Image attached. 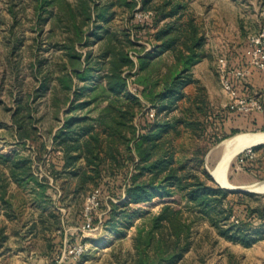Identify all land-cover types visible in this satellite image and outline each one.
Returning <instances> with one entry per match:
<instances>
[{
	"label": "trees",
	"instance_id": "obj_1",
	"mask_svg": "<svg viewBox=\"0 0 264 264\" xmlns=\"http://www.w3.org/2000/svg\"><path fill=\"white\" fill-rule=\"evenodd\" d=\"M120 2L124 10L117 13L101 9L95 0H77L76 6L43 1L46 7H58L54 28L64 35L54 68L43 76V88L52 92V107H69V116L53 138L58 150L49 152L51 173L63 181L64 198L99 191L94 225L104 213L106 229L117 237L142 221L136 225L131 264L183 261L194 248V229L201 223L218 238L244 247L264 240V207L245 202L264 195L221 187L204 168V155L179 148L178 141L201 139L205 131L202 120L191 118V107L202 113L208 106L206 90L193 76L205 56L203 23L184 0ZM139 4L153 13L151 19L133 20ZM43 5L40 20L42 14L52 16ZM116 17L121 23H114ZM140 42L148 43L151 51L145 53ZM42 65L39 62L40 73ZM132 86L140 97L131 93ZM190 87L194 95L187 93ZM144 104L156 108L162 118L147 120L138 133L134 121ZM175 111L182 116L171 117ZM257 115L228 109L221 120H256ZM14 125L17 143L0 144V212L13 221L30 198L39 211L31 233L38 227L41 234L52 233L59 217L47 214L48 186L34 174L32 158L22 153L26 140L37 139L31 109L19 105ZM45 146L40 145L42 152ZM121 173L125 180L120 185L116 178ZM14 185L17 194L11 193ZM106 193L120 197L106 206ZM6 238L1 235L0 245ZM58 241L62 245V238Z\"/></svg>",
	"mask_w": 264,
	"mask_h": 264
},
{
	"label": "rangeland",
	"instance_id": "obj_2",
	"mask_svg": "<svg viewBox=\"0 0 264 264\" xmlns=\"http://www.w3.org/2000/svg\"><path fill=\"white\" fill-rule=\"evenodd\" d=\"M43 1L0 0V144L10 146L17 143L14 114L19 105L25 110L31 109L37 139L26 140L22 153L32 158L34 174L47 184L48 194L51 196L50 203L47 205V214L54 212L59 217V223L56 231L52 233H39L42 227H38L36 233H31L32 222L37 220L39 211L32 205L30 198L24 208L21 206L22 209H17L16 214L19 218L13 221L0 212V237L2 234L7 236L6 241L0 245V264H48L53 257L55 245L59 244L58 248L61 245L58 239L64 240L65 235L74 242H85L89 245L85 255L75 264H131L135 252L133 241L136 225L142 221L137 220L134 227L117 237L106 229L103 223V213L99 216L100 222L96 224L95 232L80 233L83 210L90 193L70 195L64 198L63 181L56 179L51 173L49 165L53 155L49 152L57 149L53 138L69 116L67 115L69 107L63 106L59 111L54 109L51 89L43 88V76L49 68H54L57 57L61 54L57 50V44L64 37L60 29L54 28L53 30L52 24L43 22L44 14L40 20ZM184 1L192 10L191 0ZM243 3L242 19L239 17L236 20V6L233 1L226 0L224 5L220 0L221 6L227 10V32L230 38L240 42L234 44L236 47H243L249 37L256 33L253 23L255 0H243ZM140 8L143 9L142 5ZM192 12L194 13L193 10ZM194 15L201 21L197 14L194 13ZM204 35L206 36L205 33ZM140 44L146 47L145 53L151 51L148 43L140 42ZM234 45L230 44V47ZM227 48L226 45H218L212 39L210 42H205V56L194 67L193 76L199 85L205 88L208 106L202 113L198 112L196 107H191L194 115L191 118L202 120L205 131L201 139L196 137L186 140L184 138L185 140L178 141L181 150L191 155H204V168L211 176L222 159V143L225 140L239 134L264 133L262 114H258L256 120H221V116L231 104L222 87L218 64L219 59L225 57ZM39 62L43 64L41 73L38 72ZM50 84L54 87L53 81ZM130 91L140 97L133 86L130 87ZM194 92L193 87L187 89L190 95H194ZM144 105L134 121L138 133H141L148 125L147 120L155 119L158 115L162 118L156 108L149 104ZM25 113L26 111L23 114ZM152 113L154 116H151ZM76 114L78 113H72L70 116ZM170 116L177 118L182 116V113L175 111ZM216 140H219V143L215 145L213 142ZM40 145H46L45 151H41ZM247 149L235 155L230 163L227 179L231 187L246 189L264 182V144L253 147L252 160L246 164H239L238 159L244 156ZM123 180H125V175L121 173L117 176L116 182L121 185ZM16 188L15 185L12 186V194L18 193ZM118 194L124 195L125 189L119 191ZM257 194L264 195L263 192ZM104 195L106 206L109 205L110 199L116 200L120 197L108 193ZM27 196H29L28 193ZM245 202L251 204L253 208L264 207V198L246 199ZM15 204L18 206L19 202L16 201ZM50 219L53 222L54 217ZM193 240L194 249L182 264H202V261L205 264H215L226 246L213 230L202 223L195 227Z\"/></svg>",
	"mask_w": 264,
	"mask_h": 264
},
{
	"label": "crops",
	"instance_id": "obj_3",
	"mask_svg": "<svg viewBox=\"0 0 264 264\" xmlns=\"http://www.w3.org/2000/svg\"><path fill=\"white\" fill-rule=\"evenodd\" d=\"M62 1L63 4L68 2L72 6L77 5V0ZM232 1L236 6L235 19L237 18L236 20H238L239 17L242 19L241 17L244 14L243 0ZM263 1L264 0H255L254 3L253 18L255 20L253 23L256 33L259 32L262 25L261 9ZM222 2L225 5L226 0H222ZM95 3L101 7V9L107 7L109 12L115 11L120 13L124 10L120 0H95ZM190 3L192 5V10L201 18L203 23L206 34L205 42H210L212 39L218 45H226L228 48L225 50V57L228 59L230 66L236 70H244L247 72V75L243 80L236 82L239 89L247 94L264 92V73L255 70L246 58L245 50L247 43H245L243 47H236L234 45L235 43L240 42H236L233 38H230L229 33L227 32V10L221 6L220 0H191ZM45 5L46 3L43 6ZM44 9H48V12H52V16L45 13L43 20L49 25L52 24L51 26L54 28L55 16L59 11L58 7L56 5H48L47 7L45 6ZM114 23L119 24L121 22L117 18ZM230 44L234 46L230 47ZM228 120L232 119L228 118ZM221 241L224 242L226 246L215 264H264V240L258 241L250 247L234 244L224 239ZM193 249L186 254L185 258ZM184 260L177 264H182ZM202 264H205V262L202 261Z\"/></svg>",
	"mask_w": 264,
	"mask_h": 264
},
{
	"label": "built area",
	"instance_id": "obj_4",
	"mask_svg": "<svg viewBox=\"0 0 264 264\" xmlns=\"http://www.w3.org/2000/svg\"><path fill=\"white\" fill-rule=\"evenodd\" d=\"M140 6L139 4V7L136 8L133 20L135 22H143L151 19L153 13L143 10ZM261 19V29L248 39L245 56L255 70L264 73V1L261 9ZM218 64L224 93L231 101L228 109L242 115L262 114L264 116V92L247 94L242 92L236 83L243 80L247 72L232 68L226 57L220 58ZM151 116H154V113ZM252 149H247L244 156L238 159L239 164H245L253 159ZM99 208L100 192L93 191L87 196L85 202L83 222L79 228L80 233L88 234L97 230L96 225H94L93 214ZM88 247L87 243L74 242L65 235L60 250L49 264H75L85 255Z\"/></svg>",
	"mask_w": 264,
	"mask_h": 264
},
{
	"label": "bare ground",
	"instance_id": "obj_5",
	"mask_svg": "<svg viewBox=\"0 0 264 264\" xmlns=\"http://www.w3.org/2000/svg\"><path fill=\"white\" fill-rule=\"evenodd\" d=\"M264 143V133L258 134H239L225 140L223 145L222 159L212 172L216 180L226 187H231L227 179V171L234 156L245 149H250ZM256 192L264 193V183L253 187Z\"/></svg>",
	"mask_w": 264,
	"mask_h": 264
},
{
	"label": "water",
	"instance_id": "obj_6",
	"mask_svg": "<svg viewBox=\"0 0 264 264\" xmlns=\"http://www.w3.org/2000/svg\"><path fill=\"white\" fill-rule=\"evenodd\" d=\"M263 144H264V143H263ZM260 145H262V144H260ZM255 147H256V146H255ZM212 176H213L214 181H215L217 184H219L221 187H223V188H225V189H228V190H230V191L250 192V193H260V192H256V191H254V190H252V189H253V187L259 186L260 184L264 183V182H261V183L254 184V185H252V186H250V187H248V188H246V189H239V188H234V187H226V186H223L222 184H220V183L216 180V178H215V176H214L213 173H212Z\"/></svg>",
	"mask_w": 264,
	"mask_h": 264
}]
</instances>
